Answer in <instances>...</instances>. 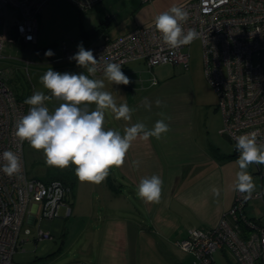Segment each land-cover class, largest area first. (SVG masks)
I'll return each instance as SVG.
<instances>
[{
    "label": "crops",
    "instance_id": "1",
    "mask_svg": "<svg viewBox=\"0 0 264 264\" xmlns=\"http://www.w3.org/2000/svg\"><path fill=\"white\" fill-rule=\"evenodd\" d=\"M187 1L190 0H150L146 3L141 0H101L86 13L87 16L81 17L83 37L87 30L97 28L86 35L90 44L83 47L86 49L101 43L102 35L112 39L123 36L153 22L172 6ZM48 3L37 16L36 41L26 44L45 45L52 41L53 38L43 33L52 14V6ZM65 10L68 14L74 12L68 5ZM16 18L17 13L7 9L0 30L11 27L9 32L12 34ZM62 44L69 51L77 52L74 46L70 47L62 41L61 55L50 56L49 61L52 63L47 64L52 70L73 73L78 69L72 63L57 65L63 61L76 63L63 58ZM54 45L52 43L47 47ZM28 65L29 62H26V72ZM145 67L150 72L151 69L142 60H135L121 68L131 81L128 85H117L101 76L97 79L104 80L103 90L115 94L118 105L126 103L130 109H134L131 120L126 121L127 125L129 122L132 125L141 122L151 129L157 120L163 119L169 131L162 134L160 139L150 137L147 141H133L124 164L119 168L113 167L112 174L109 170L111 175L103 181L110 192L106 196L110 207L105 215L99 211L91 213L85 205H77L70 210V218L64 223V249L61 253L71 255L67 263L193 264V257L182 251L176 242L184 239L190 229L215 227L232 205L239 168L237 159H225L230 156L228 151L210 139L211 129L207 126V120L211 111L203 92L207 89L205 78H198L197 87L187 71L176 67L178 70L175 69L162 81L152 84L151 80V83L145 84L137 80V73L142 74ZM84 71L89 75L86 69ZM190 90L197 93L194 101L185 95ZM157 99L161 101L159 107L155 103ZM146 102L151 103L150 110L145 108ZM189 106L194 109H189ZM133 161H139V166H134ZM114 168L117 176H114ZM152 175H158L163 181L159 203H146L137 195L140 180ZM108 180L110 184H107ZM116 182H119L117 187ZM213 187L220 189L219 197L213 195ZM249 200L244 209L245 214L259 222L257 211L250 206ZM35 222L33 224L36 225Z\"/></svg>",
    "mask_w": 264,
    "mask_h": 264
},
{
    "label": "built area",
    "instance_id": "2",
    "mask_svg": "<svg viewBox=\"0 0 264 264\" xmlns=\"http://www.w3.org/2000/svg\"><path fill=\"white\" fill-rule=\"evenodd\" d=\"M49 1L0 0V25L7 9L17 13L12 34L11 27L0 30V54L6 45L36 41L37 16ZM66 1L78 12L86 13L101 0ZM179 7L189 14L188 20L182 22L185 32L193 29L198 33L195 40L202 46L203 75L216 96V108L221 114L220 134L231 143L232 154L239 158L237 136L255 131L258 132L257 143H264V0H190ZM154 21L113 39L104 35L101 43L88 48L100 59L94 76L104 74L105 60L119 63L121 67L142 60L149 69L159 64L181 65L187 69L189 56L184 48L189 44L171 48L161 39ZM61 49L67 60L76 53L64 44ZM152 84H156V80H152ZM29 107L8 87L5 73L1 72L0 156L6 150L15 152L20 158L21 171L12 176L0 171V264H17L12 261V255L25 220L27 225H33L35 221L60 217L62 208L64 216L71 210L66 200L70 186L60 180L44 182L27 176L24 142L16 138L15 124L28 113ZM3 163L0 160V166ZM255 173L261 184L258 190L248 196L235 189L232 205L215 227L190 229L184 239L176 242L182 251L193 257V264H215L216 252L227 259V264H264V225L244 211L249 199H261L264 193V164H255ZM24 232L28 234L29 230ZM43 239H51V235L38 228L35 240Z\"/></svg>",
    "mask_w": 264,
    "mask_h": 264
},
{
    "label": "clouds",
    "instance_id": "3",
    "mask_svg": "<svg viewBox=\"0 0 264 264\" xmlns=\"http://www.w3.org/2000/svg\"><path fill=\"white\" fill-rule=\"evenodd\" d=\"M188 12L179 6H172L168 11L159 14L154 21L155 29L161 39L171 48L176 49L188 45L198 38L193 29L185 32L182 22L188 20ZM54 55L52 50L45 52L46 57ZM77 66L87 70L94 76L98 71L100 59L91 50H86L82 43L77 52L69 58ZM104 76L117 85L131 83L121 71L119 63L104 61ZM45 91H35L24 103L29 105L26 115L15 124V136L20 142H27L36 151H42L45 162L49 166L66 168L70 164L75 168V175L81 182L102 183L112 167L119 168L124 164L125 157L133 141H147L150 137L160 139L169 131L163 119L157 120L153 128L148 129L144 123L137 122L123 131L105 130V112L110 111L115 119L131 120L134 109L126 103L117 105L113 95L105 88L103 79L89 78L84 73H59L49 68L40 78ZM63 101L50 111L46 101ZM159 107L161 101L156 100ZM95 109L91 110L90 105ZM145 108L150 110L151 103L146 102ZM161 115H163L161 113ZM258 132H249L236 139V150L240 153L236 161L239 171L236 173L235 189L248 196L255 190L252 176L248 173L249 165L264 164V143H257ZM4 163L0 171L12 176L21 171L20 158L11 150L0 156ZM139 166V161H133ZM163 181L158 175L142 178L137 187V195L146 203H159ZM215 197H219L220 189H211Z\"/></svg>",
    "mask_w": 264,
    "mask_h": 264
},
{
    "label": "rangeland",
    "instance_id": "4",
    "mask_svg": "<svg viewBox=\"0 0 264 264\" xmlns=\"http://www.w3.org/2000/svg\"><path fill=\"white\" fill-rule=\"evenodd\" d=\"M61 1L63 2L61 3ZM65 4L68 5L74 12H70V14H68L65 10ZM48 5L52 6V14L50 16V21L47 24V28L43 29V33H45V36L48 38H53L51 39L52 41L45 45H41V43H39L35 46L23 43L14 44L10 47L6 46L0 54V73L3 72L7 74L6 83L11 87L13 92L22 102H24L25 99L31 97L35 91H45V94L48 93L45 89H43V86L40 83V78L50 68L47 63H52L50 62V58L45 56V52L50 49L47 48V46L52 43L56 44L51 47L52 49L50 50H52L56 56L61 55L60 44L62 41L67 43L70 47L74 46L75 49H77V46L81 43L83 46H87L90 44V41L86 40V38H88L86 35L97 30V28L87 30V33L86 31L84 32L86 35L83 37L81 34L80 20L81 17L87 16L86 13L88 12L80 13L77 10H74V8H72L71 5L65 0H51ZM102 29H104V26ZM103 38L104 35H102V40ZM98 39H96L97 42L99 41ZM88 48H86V50ZM184 51L189 56L188 68L185 69L181 65H179V68L187 71L197 86L198 78L202 76V79H204L202 46L200 41L194 40L186 48H184ZM26 62H29L27 72ZM65 63H72L71 65H73V67H77L76 69L78 70H74V74L85 73V69L77 66L76 63L74 64L71 61L59 62L57 65H62ZM176 67L178 68V66H173L171 64H159L153 66L150 72H148L145 67V70L142 74L137 73V80L144 82L145 84L151 83V80H156V83H158L165 77L174 73V70L177 69ZM55 72L65 73V71ZM100 76L105 77L104 75H96L89 78L97 79ZM203 92L206 99L208 100V103L210 104L211 112L207 120V126L209 129H211L209 134L210 139L215 145L219 146L225 151H228L227 153L232 155L233 146L222 134H220L221 115L219 110L216 108V96L208 85L207 89L203 90ZM193 93V90H190L185 95L194 101L197 99V93ZM113 97L116 101L117 97L115 94H113ZM177 98L179 97L177 96ZM62 102L63 101L53 98L51 101H46L45 104L51 111L58 107ZM93 105L94 104L89 106L91 110L95 109V105L94 107ZM189 109L194 108L189 106ZM131 125V122H129L127 125L125 120L115 119L114 114H112L110 111L105 112V130H116L121 133L126 126L129 127ZM23 150L27 176L36 177L40 180H45V178L52 176L49 174H52L51 170H54L55 167L46 164L42 151L33 150L26 141L23 144ZM112 168L109 169L111 174ZM57 169H60L65 178V183H67V185L71 188L70 193H68L66 196V200L69 203L71 209L77 205L79 207H83L85 205L87 209H90L89 211H91V213L96 211L101 212L102 215L107 213V208H109L110 205L107 203L106 196L110 195V192L107 190L105 183L102 182L97 185L89 182H81L75 175V168L71 164L66 168ZM247 171L253 178L255 190H258L260 179L255 173V163L249 165ZM113 172L114 176H117L115 168ZM111 174L108 175L110 176ZM115 185L117 187L119 182H116ZM262 188L264 191V179L262 180ZM96 194L97 197H95ZM249 204L257 211L259 223L264 225V193L261 199H250ZM63 211L64 209L62 208L60 217L54 218L52 220L42 219L41 221H36V225H27L25 220V224L22 226V229L19 233L16 249L12 255V261L14 263L33 264L37 261H44L47 264H66L68 261H70V254H61L64 249V246H62L64 228H66L64 223L70 218V216L63 218ZM39 215L40 210L36 213L35 217L37 218ZM38 228L48 231L51 235V239L36 241L35 236ZM26 229L29 230L28 234L24 232ZM213 258L216 264H227V259L219 252L214 253Z\"/></svg>",
    "mask_w": 264,
    "mask_h": 264
},
{
    "label": "trees",
    "instance_id": "5",
    "mask_svg": "<svg viewBox=\"0 0 264 264\" xmlns=\"http://www.w3.org/2000/svg\"><path fill=\"white\" fill-rule=\"evenodd\" d=\"M47 48H51V46L47 47ZM228 158H235V159L238 160V157L236 155H233V154L230 155L229 157H226L225 159H228ZM51 172H52V174H49V175H52V176H50L48 178H45V180H42V181L48 182L50 180H54L55 179V180H60L64 184H67V183H65V178H64L62 172L60 171V169H57V167H55L54 170H51ZM108 182H109V180H108ZM108 184H110V182Z\"/></svg>",
    "mask_w": 264,
    "mask_h": 264
}]
</instances>
